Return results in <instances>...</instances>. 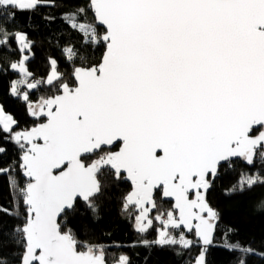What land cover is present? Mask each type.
Returning a JSON list of instances; mask_svg holds the SVG:
<instances>
[{
  "label": "snow or ice",
  "instance_id": "obj_1",
  "mask_svg": "<svg viewBox=\"0 0 264 264\" xmlns=\"http://www.w3.org/2000/svg\"><path fill=\"white\" fill-rule=\"evenodd\" d=\"M47 2L0 0V48L18 42L22 54L10 64L22 74L11 94L33 120L16 131L18 121L0 107V131L20 148L26 180L20 187L11 168H0L21 198L15 212H0L19 217L20 203L26 206L12 233L18 264H109L105 248L82 245L66 220L81 202L95 214L116 181L130 182L123 209L135 214L136 231L157 230L156 240H142L145 247L211 245L213 178L234 158L264 162V0H87L65 15L83 40L79 49H64L72 71L66 76L50 59L46 78L36 80L23 54L32 43L10 27ZM89 10L95 22L80 23ZM42 88L51 94L33 99ZM256 184L264 177L242 176L231 191ZM161 200L170 209L161 210ZM227 247L241 254L239 264L249 255L264 258ZM206 252L201 247L191 264H206ZM0 264L9 261L0 257ZM115 264L130 261L121 256Z\"/></svg>",
  "mask_w": 264,
  "mask_h": 264
},
{
  "label": "trees",
  "instance_id": "obj_2",
  "mask_svg": "<svg viewBox=\"0 0 264 264\" xmlns=\"http://www.w3.org/2000/svg\"><path fill=\"white\" fill-rule=\"evenodd\" d=\"M86 3L87 0H48L35 13L17 15L15 25L10 27V31L22 32L31 41V51L23 54L29 57L26 65L34 79L46 78L50 71V59L57 61L59 71L66 76L72 71L73 66L67 60L64 49H79L83 40L81 34L65 20V15L85 7ZM78 20L80 23L95 22L90 10L86 16H78ZM97 30L103 34L102 29L97 27ZM19 47L18 42H13L11 51L0 48V107L18 121L15 130L23 131L33 126V120L27 115L22 98L11 94L12 82L22 79V75L10 67L11 63L21 59ZM31 92L32 90L29 91L30 94ZM50 94L46 88H42L35 93L33 99ZM0 147L6 149L5 153H0V168H11V176L23 187L26 181L19 167L22 156L20 148L2 131ZM242 176L264 177V162L257 159L251 166H246L242 161H235L231 166L220 168L219 175L207 195L210 207L218 213L207 264H239L241 254L227 247L229 244L251 248L256 253L264 252V208L260 207L264 201V184H256L250 189L246 187L243 192L233 193L231 189L238 185ZM130 190L131 187L126 182L116 181L105 188L97 201L98 211L95 214L81 202L76 211L67 218V227L72 229L82 245L103 246L109 264H115L121 256L128 257L130 264H191L200 253V244L191 250H183L179 245L145 247L142 244L143 239L156 240L158 233L156 229H149L144 234L136 231L135 214L129 215L123 209V197ZM17 201H21V198L18 193L14 194L8 174H0V209H12L15 212ZM159 203L161 210L171 207L162 200ZM25 214L26 206L22 202L19 206V217L0 212V257L8 259L9 264H18L21 249L13 242L12 233L21 224ZM154 223L158 228V222ZM186 238L197 239L194 235ZM177 252H183V255H177ZM244 259L245 264H264V258L258 255H249Z\"/></svg>",
  "mask_w": 264,
  "mask_h": 264
},
{
  "label": "water",
  "instance_id": "obj_3",
  "mask_svg": "<svg viewBox=\"0 0 264 264\" xmlns=\"http://www.w3.org/2000/svg\"><path fill=\"white\" fill-rule=\"evenodd\" d=\"M93 16H94V14H93ZM97 23V27H99L100 29H102V26H100L99 24H98V22H96ZM103 30V29H102ZM103 35V34H102ZM20 161H21V159H20ZM235 161H242L243 162V164L244 165H246V166H251V165H248L242 158H234V162ZM219 171H220V169H219ZM219 171H218V173L216 174V176L213 178V180H212V184L214 183V181L216 180V178L218 177V175H219ZM23 178L25 179V177L23 176ZM26 181V180H25ZM124 182H126L127 184H129L130 185V182H128V181H124ZM130 187H131V185H130ZM210 190V189H209ZM131 191V190H130ZM163 202H165L164 200H162ZM153 212H154V210H153ZM193 233H188L186 230H185V235L186 236H191ZM214 236H215V231H214V234H213V241H214ZM213 244V243H212ZM211 244V245H212ZM211 245H207V246H203L202 244H200V246L201 247H206L207 248V252H206V254H205V261H206V264H207V254H208V252H209V248L211 247Z\"/></svg>",
  "mask_w": 264,
  "mask_h": 264
},
{
  "label": "built area",
  "instance_id": "obj_4",
  "mask_svg": "<svg viewBox=\"0 0 264 264\" xmlns=\"http://www.w3.org/2000/svg\"><path fill=\"white\" fill-rule=\"evenodd\" d=\"M36 80H39L41 78H35ZM22 91H30L29 89H27L26 87L22 90Z\"/></svg>",
  "mask_w": 264,
  "mask_h": 264
},
{
  "label": "flooded vegetation",
  "instance_id": "obj_5",
  "mask_svg": "<svg viewBox=\"0 0 264 264\" xmlns=\"http://www.w3.org/2000/svg\"><path fill=\"white\" fill-rule=\"evenodd\" d=\"M153 215H155V210H154V212H153ZM192 235H194V234H192Z\"/></svg>",
  "mask_w": 264,
  "mask_h": 264
},
{
  "label": "crops",
  "instance_id": "obj_6",
  "mask_svg": "<svg viewBox=\"0 0 264 264\" xmlns=\"http://www.w3.org/2000/svg\"><path fill=\"white\" fill-rule=\"evenodd\" d=\"M15 71V70H14ZM16 72H18V71H16ZM19 73V72H18ZM20 75H22L21 73H19ZM2 127V126H1Z\"/></svg>",
  "mask_w": 264,
  "mask_h": 264
},
{
  "label": "rangeland",
  "instance_id": "obj_7",
  "mask_svg": "<svg viewBox=\"0 0 264 264\" xmlns=\"http://www.w3.org/2000/svg\"><path fill=\"white\" fill-rule=\"evenodd\" d=\"M20 46V45H19ZM24 55H26V54H24ZM28 56V55H27ZM5 113V112H4ZM6 114V113H5ZM6 115H8V114H6Z\"/></svg>",
  "mask_w": 264,
  "mask_h": 264
}]
</instances>
